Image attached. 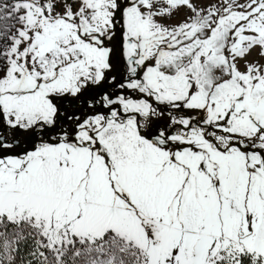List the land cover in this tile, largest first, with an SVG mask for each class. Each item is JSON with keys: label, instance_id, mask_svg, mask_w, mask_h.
Wrapping results in <instances>:
<instances>
[{"label": "rangeland", "instance_id": "374dc122", "mask_svg": "<svg viewBox=\"0 0 264 264\" xmlns=\"http://www.w3.org/2000/svg\"><path fill=\"white\" fill-rule=\"evenodd\" d=\"M91 87L121 89L143 128L192 127L157 145L134 117L78 111L66 134L0 150V264L25 238L40 264L264 261V0H0L11 130L53 125Z\"/></svg>", "mask_w": 264, "mask_h": 264}, {"label": "flooded vegetation", "instance_id": "af4514ba", "mask_svg": "<svg viewBox=\"0 0 264 264\" xmlns=\"http://www.w3.org/2000/svg\"><path fill=\"white\" fill-rule=\"evenodd\" d=\"M121 90V89H120ZM120 90H114L111 87L108 88H99V87H91L85 90L79 98H75L73 100H77L78 106H71L70 102L72 100H60V107L58 108V112L56 116L59 114L61 109L64 106H69L66 112H63L64 120L60 122V129L59 131L55 133H42V129L35 128L33 129L29 134L25 131L20 130H11L9 126L2 120V115L0 114V135H3L6 142L0 143L1 152L4 154H11L15 152V149H24L28 146H30L33 143L28 144V139L30 137V134L34 132L35 130H40L38 136L40 139V135L46 137L47 139H51L52 137H59L60 134L64 133L66 134L69 128H74L76 125H78L79 120H74L73 117L78 111H83L85 113L96 111L99 113L104 119L111 120L119 123L120 121H126L127 119L136 118L137 127L139 130V133H141L147 140L153 141L157 145H161L164 143L169 142L168 137L171 136V138H177L178 136L186 134V131L190 130L191 127L184 128L181 124L170 126L165 120H156L153 122H149L146 128H143L142 126V118L137 112L133 113H125L121 107V105L118 103H115L114 100L116 99V96L118 93H120ZM87 100V106L84 107L82 100ZM102 107H104V110L102 111ZM55 121L53 123L56 124ZM7 126V130H3L4 127ZM166 134H165V132ZM169 135V136H168ZM20 142L22 144V147L18 148L15 146V142ZM39 141V140H38ZM35 143V142H34Z\"/></svg>", "mask_w": 264, "mask_h": 264}, {"label": "trees", "instance_id": "16d2710c", "mask_svg": "<svg viewBox=\"0 0 264 264\" xmlns=\"http://www.w3.org/2000/svg\"><path fill=\"white\" fill-rule=\"evenodd\" d=\"M35 250L36 241L25 238L15 246L12 254L14 257L10 260H4L3 264H40V259L33 255ZM215 264H264V261L262 257L253 253L241 252L228 254L227 257L219 259Z\"/></svg>", "mask_w": 264, "mask_h": 264}, {"label": "water", "instance_id": "95a60500", "mask_svg": "<svg viewBox=\"0 0 264 264\" xmlns=\"http://www.w3.org/2000/svg\"><path fill=\"white\" fill-rule=\"evenodd\" d=\"M82 102H83L84 107H86L88 105L87 104V100L85 98L82 100ZM78 103L79 102L77 100H72L70 102V105L72 107L73 106L76 107V106H78ZM68 108H69V106H64L61 109V111L59 112V114L56 116V120H57L56 124H54V125H45L44 128L41 130L42 133L43 134H45V133H55V132L59 131V129L61 127L60 122L61 121H65L63 112H66ZM103 110H104V107H102V111ZM3 130H7V126H5ZM39 132H40V130H35L34 132H32L30 134V137L28 139V144L37 142L39 140V136H38ZM6 141L7 140L5 139V137L3 135H0V143L6 142ZM15 146L20 148V147H22V144L20 142L16 141L15 142Z\"/></svg>", "mask_w": 264, "mask_h": 264}, {"label": "bare ground", "instance_id": "6f19581e", "mask_svg": "<svg viewBox=\"0 0 264 264\" xmlns=\"http://www.w3.org/2000/svg\"><path fill=\"white\" fill-rule=\"evenodd\" d=\"M145 159V158H144ZM159 159V156L158 155H156V154H152V156H150V157H148V160L147 161H145V162H140V163H137V165L136 166H138V168H133V170L134 169H136L137 171H148L149 172V170H150V167H149V165H152V162H155L156 160H158ZM140 166H142L141 168H140ZM135 170V171H136ZM136 171V172H137ZM132 172V171H131ZM140 173V172H139ZM140 175V174H139ZM138 175V176H139ZM142 175V174H141ZM144 175V174H143ZM137 176V175H136ZM146 176V175H145ZM149 176V175H148ZM150 177V176H149ZM152 177V176H151ZM147 178V177H146ZM145 178V179H146ZM157 185V184H156ZM164 185V184H163ZM96 186V185H95ZM97 186H99L100 187V185H97ZM158 186V185H157ZM162 187V186H161ZM158 188V187H157ZM156 188V189H157ZM157 191H159V190H157ZM151 198H153V196H151ZM149 200V199H148ZM151 200V199H150ZM152 204H154V201L152 202Z\"/></svg>", "mask_w": 264, "mask_h": 264}, {"label": "crops", "instance_id": "0c3cea01", "mask_svg": "<svg viewBox=\"0 0 264 264\" xmlns=\"http://www.w3.org/2000/svg\"><path fill=\"white\" fill-rule=\"evenodd\" d=\"M133 168H134V167H133ZM133 168H132V169H133ZM151 196H152V195H150L149 198H151Z\"/></svg>", "mask_w": 264, "mask_h": 264}]
</instances>
